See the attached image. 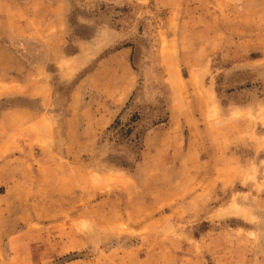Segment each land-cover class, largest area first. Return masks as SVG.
<instances>
[{
	"label": "rangeland",
	"instance_id": "obj_1",
	"mask_svg": "<svg viewBox=\"0 0 264 264\" xmlns=\"http://www.w3.org/2000/svg\"><path fill=\"white\" fill-rule=\"evenodd\" d=\"M0 264H264V0H0Z\"/></svg>",
	"mask_w": 264,
	"mask_h": 264
}]
</instances>
